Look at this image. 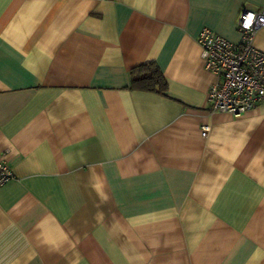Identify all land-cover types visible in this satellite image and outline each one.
<instances>
[{"label": "crops", "instance_id": "1", "mask_svg": "<svg viewBox=\"0 0 264 264\" xmlns=\"http://www.w3.org/2000/svg\"><path fill=\"white\" fill-rule=\"evenodd\" d=\"M262 7L0 0V264H264V102L211 112L196 41ZM146 62L164 94L131 88Z\"/></svg>", "mask_w": 264, "mask_h": 264}, {"label": "built area", "instance_id": "2", "mask_svg": "<svg viewBox=\"0 0 264 264\" xmlns=\"http://www.w3.org/2000/svg\"><path fill=\"white\" fill-rule=\"evenodd\" d=\"M253 14L255 19L245 27L246 17ZM264 26V7L257 11L242 9L239 12L236 29L240 34L239 44L203 27L196 41L201 49L204 67L216 76L207 92L211 112H227L238 115L264 102V51L253 45L256 31ZM202 125V135L208 132ZM13 178L12 171L0 157V187Z\"/></svg>", "mask_w": 264, "mask_h": 264}, {"label": "trees", "instance_id": "3", "mask_svg": "<svg viewBox=\"0 0 264 264\" xmlns=\"http://www.w3.org/2000/svg\"><path fill=\"white\" fill-rule=\"evenodd\" d=\"M166 79L154 62L143 63L131 71V88L164 94Z\"/></svg>", "mask_w": 264, "mask_h": 264}, {"label": "clouds", "instance_id": "4", "mask_svg": "<svg viewBox=\"0 0 264 264\" xmlns=\"http://www.w3.org/2000/svg\"><path fill=\"white\" fill-rule=\"evenodd\" d=\"M255 19L254 15L253 14H249L247 17H246V24H245V27H250L251 26V23L252 21Z\"/></svg>", "mask_w": 264, "mask_h": 264}]
</instances>
